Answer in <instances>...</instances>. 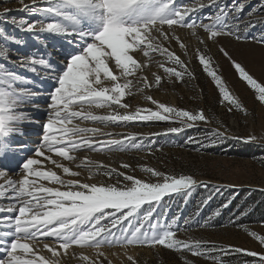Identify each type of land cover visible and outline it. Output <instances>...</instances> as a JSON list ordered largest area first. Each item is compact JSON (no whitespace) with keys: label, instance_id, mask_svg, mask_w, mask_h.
<instances>
[{"label":"snow or ice","instance_id":"snow-or-ice-1","mask_svg":"<svg viewBox=\"0 0 264 264\" xmlns=\"http://www.w3.org/2000/svg\"><path fill=\"white\" fill-rule=\"evenodd\" d=\"M18 3L20 7L15 11L27 13L11 20L20 33L32 34L45 48L47 44L42 36L65 39L59 52L63 59L54 61L44 55L15 52L10 45L24 48L27 40L0 28V61H3L0 63V165L3 166L0 167V200L9 202L8 207H0V213L14 214L0 216V264H141L134 249L144 246L190 252L211 259L213 264H229L230 253L251 258L238 264H264V235L256 231H250L249 235L261 246L260 251L180 239L177 233L181 226L177 220L164 227L150 225L149 230L144 229V222L150 221L164 197L183 194L187 198L202 186L212 189L202 201L206 205L222 186L210 185L191 174H167L147 166L141 169L147 175L138 177L97 164L87 156L83 159L78 156L84 150L96 151L98 145L112 150L126 142L135 146L134 142L144 139L142 134H121L122 140L104 143L97 137L117 134L84 126L85 121L101 124L171 121L181 125L168 128V133H181L185 127L207 122L203 109L177 108L145 92L161 86L165 78L183 81L186 75H191L188 62L172 48L177 44L187 55L189 45L177 34L178 28L189 30L197 43L203 45L194 50V55L215 81L223 100L243 110L241 102L212 68L207 44L218 43V38L227 36L237 41L252 39L264 46V33L258 38L249 35L250 30L264 25V15L253 11L245 16L247 0H231L230 4L221 0L206 3L193 0L191 6L181 7H177L176 0H29L28 3L18 0ZM205 7L216 9L206 17L208 22L193 20L192 16ZM12 11L4 8L2 14L7 17ZM259 12L264 13V6ZM219 52L259 93L258 101L264 103V85L224 47ZM13 54L17 57L15 61L11 58ZM157 54L162 61L154 59ZM8 64L32 74L43 70L52 80L46 122L40 124L41 133L31 147L19 137L24 135L23 124L39 123L33 113L39 111L34 101L40 93L29 86L32 84L29 77L11 70ZM153 64L156 71H151ZM133 89L151 106L131 108L125 97L132 95ZM93 109L105 111L97 114ZM212 137L213 142L215 138L225 139L227 131L217 128ZM255 140V136H250L245 142ZM188 142L201 143L191 137ZM12 167L18 172L15 178L9 175L8 169ZM120 167L135 172L128 163ZM145 205L143 219L137 221L138 226L132 225L133 218ZM125 222L130 227L125 228ZM191 222L199 223L195 219ZM184 223L189 225L190 221ZM207 225L205 221L200 226ZM88 249H94V254ZM44 250L50 256L42 254ZM184 264L191 261L185 259Z\"/></svg>","mask_w":264,"mask_h":264},{"label":"rangeland","instance_id":"rangeland-1","mask_svg":"<svg viewBox=\"0 0 264 264\" xmlns=\"http://www.w3.org/2000/svg\"><path fill=\"white\" fill-rule=\"evenodd\" d=\"M28 2L29 0H25V3ZM204 2L206 3L207 0ZM221 2L230 4L231 0H221ZM176 4L177 7L191 6L193 0H176ZM41 6L43 7V5ZM261 6H264V0H247L245 16L253 11L258 15H264L259 12ZM19 7L18 0H0V28H3L8 34L22 35L27 40V46L24 48H17L15 44L10 45L15 52L24 55L30 53L40 43L33 39L32 34L20 33L11 23L13 18L19 19L27 16V13L15 11ZM4 8L14 11L5 17L2 14ZM215 11L216 9L213 7H205L196 12L192 19L197 22L204 20L207 23L206 17ZM262 33H264V25H258L255 29L250 30L249 35L258 38ZM177 34L189 45L187 55H184L183 50L177 44H173L172 48L176 50L177 55L188 62L191 75H186L183 81H169L165 78L161 86H153L146 89L145 92L158 101L177 108L193 111L203 109L208 118L207 122H197L192 127H185L181 133H168V128L181 125L171 121L109 122L104 124L89 121L102 130H112L117 134L113 135V138H117L116 141L122 140L121 134H142L144 137V139L134 142L135 146H133V142H126L122 146H114L112 150H107L102 145H98L97 150L91 152L94 154L103 153L105 158L111 162L95 161V163L128 171L129 174H135L138 177L147 175L141 170L142 167L147 166L167 174H191L194 178L210 185L222 186L221 189L229 188L232 191H241L244 188L264 190V103L258 101L259 93L240 77L230 60L219 52V48L224 47L229 51L231 57L241 63L258 83L264 85V46L252 39L237 41L235 38L227 36L218 38V43L209 41L207 44L208 54L213 59L212 68L223 79L229 92L241 102L243 110H240L223 100L215 81L207 74L194 55V50L202 48L203 45L198 44L187 29L178 28ZM200 35L203 36L204 33L201 32ZM59 38L63 37L42 36L44 41L50 43L48 46L50 49L53 48L56 41V43L60 41ZM54 49L56 48L54 47ZM33 53L39 55L40 52L37 50ZM11 58L13 61L17 59L15 54ZM154 59L163 60L159 54ZM6 66L22 76H26L24 73L27 72L19 66L13 67L11 64ZM156 70V66L153 64L151 71ZM125 102L133 109L151 106L135 89H133L132 95L125 97ZM104 111L99 110L96 113L103 114ZM217 128L221 131L226 130L227 138H215V142H213L212 132ZM250 136H255L256 140L246 143V138ZM190 137L200 140L201 143L199 145L189 143ZM206 137L208 138L206 139ZM123 163L130 164L135 172L132 173L131 169H122L120 166ZM203 190L197 188L193 190L191 194L196 195L192 198L191 195L185 198L183 194L164 197L156 205V211L150 221L144 222V229L149 230L150 225L164 227L173 220H177L181 226V230L177 233L180 239L199 240L217 247H243L248 250L260 251L261 246L250 237L249 232L256 231L258 234L264 235V223L213 224V219L219 216L216 212L220 206L216 205L212 209L214 213L211 210L203 212L212 199L206 205L202 201L212 189ZM188 204L191 206H187ZM146 210L147 205L137 217L133 218L132 225L138 226L137 221L143 219ZM193 219L198 220L199 223L191 222ZM185 220L190 221V224L185 225ZM205 221H208V225L201 227L200 225H203ZM124 227H130L128 222H125ZM136 249H139L137 255L141 264H183L185 259L191 261V264H213L211 259L204 256L196 257L190 252L181 253L168 250L163 246L155 248L144 246ZM243 259L251 258L235 253H230L227 257L229 264H238V261Z\"/></svg>","mask_w":264,"mask_h":264},{"label":"bare ground","instance_id":"bare-ground-1","mask_svg":"<svg viewBox=\"0 0 264 264\" xmlns=\"http://www.w3.org/2000/svg\"><path fill=\"white\" fill-rule=\"evenodd\" d=\"M64 39H65L64 37L59 38L60 41L58 43H56L57 42L56 41L54 43L55 45L53 44L52 49L48 48L50 43L47 41H44V39H42V41L47 44V47L46 48L41 47V44H40V45L36 46L35 49L31 50L30 53H33L34 51L38 50L40 52L39 55H44L46 57H50L54 61H62L63 57L59 55V52L61 51V43L64 41ZM54 47L56 49H54ZM24 74H26L27 77L28 76L32 77L31 78L32 84L29 86L33 87L35 90H37L40 93V95H38V97L34 101V103L39 106V111L33 113L35 120L38 121L39 123H25V124H23L22 127H23V131H24V135L19 137V139L21 141H23L24 144L31 147L41 133L40 124L43 122H46L48 93L51 90L52 80L49 78L50 74L43 71V70H40L38 74H32L31 72H27ZM39 87H42V88L39 89ZM93 110L95 112H99V110H97V109H93ZM83 123H84V126L98 127V126L90 123L89 121H85ZM102 131H103V133H114V132H112V130H108V131L102 130ZM97 139L104 142V143H107L109 141L116 140L117 138H113V135H101V136H98ZM78 156L80 157V159H83L84 156H87L94 162L95 161H98L100 163H110L111 162L107 158H105L103 153L94 154L88 150H84V151L78 153ZM77 162H79V161H77ZM0 167H3V166L0 165ZM73 170H76L74 166H73ZM8 171H9V175L12 176L13 178H15L18 175V172L15 170L14 167L9 168ZM86 174L87 173L85 172V175ZM8 206H9V202L7 200H0V207L6 208ZM9 215H14V214L8 213V212L0 213V216H9ZM45 242H48V241H45ZM132 250L133 249H130V251H132ZM138 250L139 249H134V251L136 253L138 252ZM0 251H2V250H0ZM87 251L91 254H94V252H95L94 249H88ZM42 254H44L46 256H50V254L47 253V250H44V252Z\"/></svg>","mask_w":264,"mask_h":264},{"label":"trees","instance_id":"trees-1","mask_svg":"<svg viewBox=\"0 0 264 264\" xmlns=\"http://www.w3.org/2000/svg\"><path fill=\"white\" fill-rule=\"evenodd\" d=\"M197 189L203 190L205 188L201 186ZM194 195L196 194H191V198ZM224 204L227 207H223ZM216 205L220 206L218 212H216L219 213V216L213 219V224L264 223V190L244 188L241 191H232L229 188H222L220 192L213 196L203 212L206 210L212 211ZM187 206H191V204Z\"/></svg>","mask_w":264,"mask_h":264}]
</instances>
